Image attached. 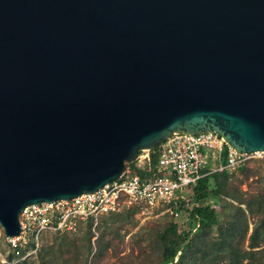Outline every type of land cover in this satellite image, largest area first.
<instances>
[{
  "label": "water",
  "instance_id": "95a60500",
  "mask_svg": "<svg viewBox=\"0 0 264 264\" xmlns=\"http://www.w3.org/2000/svg\"><path fill=\"white\" fill-rule=\"evenodd\" d=\"M264 149V0H0V228L171 132Z\"/></svg>",
  "mask_w": 264,
  "mask_h": 264
},
{
  "label": "built area",
  "instance_id": "2783aa9c",
  "mask_svg": "<svg viewBox=\"0 0 264 264\" xmlns=\"http://www.w3.org/2000/svg\"><path fill=\"white\" fill-rule=\"evenodd\" d=\"M155 147L156 172L150 175L140 177L126 168L117 178L92 192L22 206L17 212L19 232L4 236L0 228V236L5 245V252L0 253V261L9 263L34 252L41 232L73 231L79 221H94L97 216L121 207L137 204L159 205L177 216L178 212L173 208L175 198L182 197L181 191L204 174L201 169L209 160L216 162L210 170L231 169L250 157H261L264 153L263 150L237 152L211 130L171 132ZM221 153L223 156L220 161ZM134 165L148 169L147 152H139L134 159Z\"/></svg>",
  "mask_w": 264,
  "mask_h": 264
},
{
  "label": "trees",
  "instance_id": "16d2710c",
  "mask_svg": "<svg viewBox=\"0 0 264 264\" xmlns=\"http://www.w3.org/2000/svg\"><path fill=\"white\" fill-rule=\"evenodd\" d=\"M222 156L223 153L220 154V161ZM156 157V147L150 148L148 169L136 167L134 160L129 162L127 168L140 177L150 175L156 172ZM248 160L235 168L220 170H210L216 162H207L201 169L204 174L186 186L190 196L186 199L176 197L174 200L173 208L186 213L189 226L178 231L175 221L170 220L156 231L159 257L153 264H264V187L245 194L234 188L229 180L232 172L246 169ZM245 211L251 217L254 216L248 231ZM90 223V219L85 220L87 253L90 251ZM67 239L62 234L56 243V253L50 245L38 247L35 251L38 264H66L68 258L65 257L64 248L73 243ZM9 257L10 252L7 253ZM78 257V252L73 250L72 264H85L84 258L80 261ZM23 260L18 259L16 262Z\"/></svg>",
  "mask_w": 264,
  "mask_h": 264
},
{
  "label": "rangeland",
  "instance_id": "374dc122",
  "mask_svg": "<svg viewBox=\"0 0 264 264\" xmlns=\"http://www.w3.org/2000/svg\"><path fill=\"white\" fill-rule=\"evenodd\" d=\"M264 151V149H263ZM143 154L145 150H140ZM138 152V153H139ZM264 153L260 157H250L243 172L234 171L229 177L230 183L240 192L251 193L264 187ZM141 165L140 161H137ZM183 199L190 196L189 188L181 191ZM243 206V204H239ZM226 210V208L224 209ZM173 216L168 209L159 205H131L121 207L114 211L101 214L94 221L90 220L89 237L90 251L85 250V220L78 222L73 231L53 233L41 232L38 244L34 252L23 257L24 260L9 262L15 264H38L36 250L40 246L50 245L56 253V243L62 238V234L68 237L69 243L64 249L66 264H72L71 252H78V260L84 258L85 264H153L157 261L158 247L155 240L156 231L166 222L173 220L178 231H183L189 226V218L182 210ZM246 213V211H245ZM254 216L246 213L247 231L250 228ZM5 252L3 238L0 236V253ZM22 258V259H23ZM20 260V259H19ZM3 263L0 261V264Z\"/></svg>",
  "mask_w": 264,
  "mask_h": 264
}]
</instances>
